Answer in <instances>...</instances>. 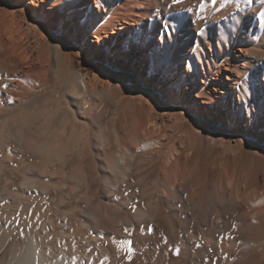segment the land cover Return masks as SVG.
Masks as SVG:
<instances>
[{
    "label": "bare ground",
    "instance_id": "1",
    "mask_svg": "<svg viewBox=\"0 0 264 264\" xmlns=\"http://www.w3.org/2000/svg\"><path fill=\"white\" fill-rule=\"evenodd\" d=\"M11 1L27 7L12 9L10 2L0 0V87L7 85L3 95L14 101L0 100L5 106L1 128L12 129L21 139L28 134L24 144L40 155L43 168L70 172L75 184L93 189L96 203L86 207L90 225L109 234L134 226L126 264H201L209 259L262 264L264 118L254 126L245 123L241 101L264 110V79L260 83L256 73L264 71V34H255L260 26L250 19L238 34L234 26L241 13L259 15L264 0H252L248 11L234 0H205L201 10L215 50L188 27L189 35L176 51L165 46L162 53L144 37L159 30L152 34L153 22H147L152 7L167 14L168 3L95 0L93 7L88 0H75V8H64L59 0H40L37 8L31 0ZM119 7L126 13L112 15ZM81 14L86 25L77 23ZM196 19L192 15L187 23L193 26ZM46 29H56L58 40ZM252 35L255 39H249ZM66 41L78 46L74 68L59 48ZM204 44L208 59L201 61L203 53H196ZM184 64L195 70L174 79ZM222 68L236 80L230 82ZM49 79L52 85L44 92ZM128 87L133 88L120 97ZM64 91L72 94L69 103ZM97 96L99 105L94 103ZM86 97L89 110L81 115L77 100ZM201 99L206 102L198 105ZM105 119L112 123L111 139L104 132ZM159 162L149 184L146 168ZM135 178L141 206L136 208L134 196L109 213L108 197ZM25 180L30 185L35 181ZM222 218L224 223L218 221ZM11 239V232L0 229V249L7 247L0 264H77L65 255L52 260L51 251L35 236L29 235L24 245L10 244ZM200 243L203 251L190 256L188 251Z\"/></svg>",
    "mask_w": 264,
    "mask_h": 264
},
{
    "label": "rangeland",
    "instance_id": "2",
    "mask_svg": "<svg viewBox=\"0 0 264 264\" xmlns=\"http://www.w3.org/2000/svg\"><path fill=\"white\" fill-rule=\"evenodd\" d=\"M7 1L10 2L12 9L20 10L23 7L25 8V6L27 7V5L15 4L11 0ZM140 1L141 3L146 2V0ZM153 1L155 2V0ZM235 1L238 3H235ZM158 2L168 3L167 6L169 9L179 13V15L173 16L172 20L173 26L179 29V34L177 35L175 44L172 47H168V49L170 48L176 51L177 44L183 42L188 37L190 27L201 32L204 42H207L209 39L213 40L214 35L209 31V26L206 25L204 20V13H202L206 5L205 0H181L180 5L173 4L172 0H159ZM233 2L248 11L249 3L246 4L245 0H234ZM241 3L245 4L242 5ZM190 5L192 6L190 7ZM47 7H52V3H49ZM185 8H187V11ZM152 9V11L162 10L159 6L156 8L152 7ZM118 12L126 13V10L124 7H119L118 9H114L111 14L114 15ZM260 12H264V1ZM192 15H195L197 21L194 20V25L190 26L187 23V19ZM236 23L235 26L241 25L240 20ZM255 23H258V21ZM157 24L156 22L150 23V31L152 34L159 29ZM46 30L53 41L58 40L59 34L56 29ZM259 31L261 35L264 34V26H260L255 34H259ZM254 35L249 36V39L256 37ZM148 44L150 45L149 41ZM184 44L187 43L184 42ZM59 48L64 59L74 68L76 62L74 52L78 50V46L71 41H66ZM256 73L259 82L262 83L264 71L259 69ZM140 83L144 84L145 79L141 78ZM51 85L52 81L49 79L44 92H47ZM132 88L128 87L125 89L120 97L126 95ZM62 94L65 100L68 99L66 102L69 103L72 94L69 91H64ZM88 99L86 97L85 99L78 98L77 100V106L80 108L81 115H84L89 110ZM94 103L99 105L101 99L98 96L94 97ZM3 108L5 106L0 105V111ZM189 125L190 121H187L186 128ZM103 126L105 127L104 132L106 136L111 139V121L105 119ZM28 138L29 135L27 134L24 139H21L12 129L4 130L0 124V229L3 231L8 230L12 233L10 244L17 242L24 245L27 237L32 235L39 239L51 251L52 260H57L65 255L77 264H126L127 252L132 248L131 238L133 236L132 233L135 231L134 226H120L114 231V234L113 232L109 234L111 232L106 233L101 227H93L90 225L88 208L86 207L89 202L93 203V205L96 203L95 200L97 199L93 195V189L89 188V190H86L84 185L75 184L69 178L70 172L56 170L55 167L43 168L39 162L40 155L25 146L24 142L25 140L28 142ZM159 166L160 162L149 171L146 168L149 184H151L153 178L157 175ZM87 174L92 175L89 171ZM26 177L32 178L35 181L31 182L30 185L25 180ZM136 180V178L130 180L127 186L125 184L117 194L108 197L109 213L114 211L115 206H120L121 203L130 200L134 196L136 208L141 206V187L137 184ZM32 185L33 187H31ZM162 207L164 212H169L166 203H163ZM130 214L131 211L121 213L122 218L129 217ZM218 221L224 223L225 219H218ZM140 230L145 231L147 229L141 226ZM140 230L138 231L141 232ZM165 237L166 235L163 233L161 240H164ZM136 245H138L137 242ZM3 247L0 249V260H5L4 254L7 247ZM199 251H203L202 243H200V246L193 247L192 250L188 251V254L191 256L193 252L198 253ZM214 261L216 260H204L201 264H227L221 260ZM235 264L243 263L239 261Z\"/></svg>",
    "mask_w": 264,
    "mask_h": 264
},
{
    "label": "snow or ice",
    "instance_id": "3",
    "mask_svg": "<svg viewBox=\"0 0 264 264\" xmlns=\"http://www.w3.org/2000/svg\"><path fill=\"white\" fill-rule=\"evenodd\" d=\"M31 2L39 8L41 6L40 0H31ZM52 3H57V0H51ZM181 0H172L173 4H179ZM88 3L90 6H95V0H88ZM102 3V0H101ZM245 3H251V0H245ZM59 7L64 8H75L76 3L75 0H59L58 3ZM179 13L172 12L171 9H169L168 13L165 14L163 10L160 11H153L149 13V21L147 22H158L159 23V30L155 33L154 36H145L144 39L149 40L151 46L155 51L163 52L165 50V46L171 47L173 44H175L177 35L179 34V29L177 27L173 26V22L171 20L172 16H177ZM240 15V24L242 25L243 21L245 19H250L252 21H258V26H264V12H260L259 15L256 14H250L248 12H244L239 14ZM51 23H57L58 21H50ZM39 23V22H37ZM77 23H83L86 25L87 20L86 17L81 14L80 17L77 18ZM142 27V25H141ZM235 32L238 34L239 32V26H234ZM130 31L135 32V29H130ZM196 35L199 37L201 36V33L197 31ZM253 39H255L253 37ZM217 41L220 43L221 47H223L224 40L217 36ZM207 43L209 46L213 48V51L215 50V46L212 40H208ZM195 50L193 48L189 49L190 53H193ZM203 53V55H200V60L203 61L205 59H208V48H205L203 45L200 46L198 52L196 54ZM196 54H193L191 58L195 60ZM157 60L154 57L153 64L156 65ZM194 66L184 64L181 66L180 70L177 72L176 77L174 79H178L180 75L189 76L191 75L192 71H194ZM221 72L223 76L227 77L230 82L235 81V76H230L227 72H224L223 69H221ZM171 82V81H170ZM7 85H4L0 87V100H2L5 104H13L14 101L9 100L6 96L3 95V92L7 90ZM234 91H236L235 87L233 88ZM174 102L177 100V97L175 95L170 97ZM206 101L205 99H201L196 101V103L204 104ZM241 107L245 109L243 118L245 123H251L253 126L256 125L257 120L264 118V110L256 108L250 101H241ZM101 167L103 165L101 164Z\"/></svg>",
    "mask_w": 264,
    "mask_h": 264
}]
</instances>
